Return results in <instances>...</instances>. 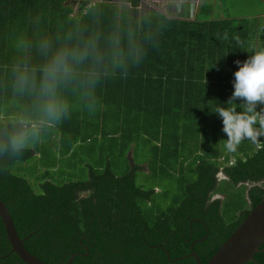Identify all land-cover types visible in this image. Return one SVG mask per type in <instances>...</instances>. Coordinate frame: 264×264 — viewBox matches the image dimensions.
<instances>
[{
	"label": "trees",
	"instance_id": "obj_1",
	"mask_svg": "<svg viewBox=\"0 0 264 264\" xmlns=\"http://www.w3.org/2000/svg\"><path fill=\"white\" fill-rule=\"evenodd\" d=\"M144 1L0 0V146L25 130L21 117L40 124L20 153H0V200L27 250L46 264L74 255L72 264H198L193 252L208 264L264 200V136L232 152L207 146L210 139L226 143L214 112L234 92L237 61L263 50L261 41L247 43L258 19H169L141 13ZM45 40L54 48L94 40L98 53L69 81L87 104L86 117L56 122L58 141L55 123L41 122L35 94L14 89L17 65L46 62ZM76 146L87 152L80 170ZM142 164L156 179L163 172L175 183L178 172L182 197L159 203L169 194L139 184ZM62 166L69 171L59 172ZM0 264H27L1 217ZM248 264H264V244Z\"/></svg>",
	"mask_w": 264,
	"mask_h": 264
},
{
	"label": "clouds",
	"instance_id": "obj_2",
	"mask_svg": "<svg viewBox=\"0 0 264 264\" xmlns=\"http://www.w3.org/2000/svg\"><path fill=\"white\" fill-rule=\"evenodd\" d=\"M113 47V56H119L118 40L114 39ZM41 50L47 59L38 68L27 62L16 66L14 89L22 95L35 94L41 122L52 124L68 112V103L60 94L61 86L74 78L79 64L97 58L98 53L94 40L83 47L60 48H54L45 40L41 43ZM237 63L240 66L234 73V92L227 106L218 107L214 112L222 119L223 132L227 135L225 148L230 152L236 151L242 141L256 142L264 136V111L257 110L259 104H264V50L255 52L243 63ZM236 104L241 106L239 111ZM20 123L25 130L10 136L8 143L0 146V153L18 154L30 139L38 137V122L21 117ZM221 175L225 178L223 173L219 177Z\"/></svg>",
	"mask_w": 264,
	"mask_h": 264
},
{
	"label": "water",
	"instance_id": "obj_3",
	"mask_svg": "<svg viewBox=\"0 0 264 264\" xmlns=\"http://www.w3.org/2000/svg\"><path fill=\"white\" fill-rule=\"evenodd\" d=\"M0 217L4 222L8 238L16 253L27 264H46L30 253L21 239L7 205L0 200ZM264 244V200L259 204L239 229L222 246L208 264H248L255 261V256ZM198 264L199 256L193 252ZM75 255L67 264H72Z\"/></svg>",
	"mask_w": 264,
	"mask_h": 264
},
{
	"label": "rangeland",
	"instance_id": "obj_4",
	"mask_svg": "<svg viewBox=\"0 0 264 264\" xmlns=\"http://www.w3.org/2000/svg\"><path fill=\"white\" fill-rule=\"evenodd\" d=\"M227 4L230 5V3H233V6H219L218 9H216L214 11V14H218L220 18L224 17H231V16H245L247 14H251V15H259L257 17L258 20H251L250 23V28H251V33L250 36L247 40L248 46L251 47L252 42L254 40L255 44L258 45V41H262L261 46L262 49L264 50V0H227ZM76 10H78V7L76 8ZM52 18H55L54 15H52ZM233 18V17H232ZM256 27H258V30L256 31ZM255 37V38H254ZM260 44V43H259ZM79 125V124H78ZM80 126V125H79ZM51 132L53 133L52 135H56V140H59V133L60 131H58V129L54 128L53 130H51ZM205 136L204 133L202 132L201 137ZM53 142V141H52ZM205 140H200L201 143V147L198 149L200 151L199 154H203L204 153V148H203V144ZM50 143V142H49ZM195 143L194 141L189 142V146H188V150L190 152H194L197 150V148L195 147ZM224 142H221V139H213V140H209L207 146H210L211 148H213V151H218L219 149H225V144H223ZM53 144V143H52ZM79 146H76V148H74L73 152L77 151L76 157L74 162L79 166V162L81 160H83L84 158L87 157V152H84L80 147V149L78 148ZM72 152V154H73ZM135 156H133L134 158ZM67 160V157L64 158V161ZM189 167V161L186 163L185 165V174H187V169ZM142 168L143 171L141 173H139V184L140 185H144L145 188L147 189H154V187H158L160 189H158V192H164V193H168L169 196L165 197L162 195H160V198L158 199V196L155 197V199H158L159 203H163L165 206L170 204L169 202H167V200H169L168 198H170L171 196L175 197V193L177 197H182V190L180 188V185L178 183L177 177H180V174L177 172L176 173V178H175V183L172 182V180L165 176V173L163 172H159L160 177L158 179H156L154 176V174H150L149 170H151L150 165L148 164H142ZM81 169V166L78 167V170ZM147 172H146V171ZM69 170L64 168L63 166L59 169V172H68ZM66 177V175H65ZM221 178H223V175H221ZM172 197V198H173ZM172 200V199H171Z\"/></svg>",
	"mask_w": 264,
	"mask_h": 264
},
{
	"label": "crops",
	"instance_id": "obj_5",
	"mask_svg": "<svg viewBox=\"0 0 264 264\" xmlns=\"http://www.w3.org/2000/svg\"><path fill=\"white\" fill-rule=\"evenodd\" d=\"M115 3L122 4V2L120 1H116ZM227 3H228L227 0H145L142 6L139 8V10L143 14L145 13V10H154L157 13L169 19H177V20H185V21L199 20L201 23L212 20L215 21L227 20L230 18L239 19V20H244L247 18L254 19L259 16V15L247 14L245 16H231L227 18L223 16V18H220L217 13L214 14V11L218 9L219 6H226V5L233 6L232 2L230 3V5ZM127 7H131V6H127ZM10 21L12 25L14 23L13 20H4L3 22H7L10 25ZM15 24L16 23H14V25ZM76 89L77 88L75 86V82L72 85V83L68 81L67 83L61 86L60 94L68 103V112L66 113V115L70 116L71 118H75L77 116L82 115V119H83L84 117H86L84 108L87 106V104L86 103H85L86 105L83 104L82 100H84V98L82 97V94L75 93ZM84 89H99V86L98 87L85 86ZM108 89H109V84H108ZM18 104L21 106L22 105L21 101L18 102ZM62 119H64V117ZM56 124L57 123L55 122V124L52 125V128L53 129L56 128L59 131V127ZM54 138H56V135H54Z\"/></svg>",
	"mask_w": 264,
	"mask_h": 264
}]
</instances>
